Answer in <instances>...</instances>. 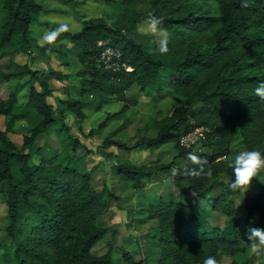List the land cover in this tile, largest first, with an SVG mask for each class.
I'll return each mask as SVG.
<instances>
[{
    "label": "trees",
    "instance_id": "obj_1",
    "mask_svg": "<svg viewBox=\"0 0 264 264\" xmlns=\"http://www.w3.org/2000/svg\"><path fill=\"white\" fill-rule=\"evenodd\" d=\"M106 2L111 11L104 17L84 20L78 31L59 38L77 51L80 97L89 98L96 111L120 105L89 135L142 101L155 106L166 92L182 99L169 115L146 123L156 131L155 137H142L131 146L110 138L102 143L104 149L128 153L174 147L176 154L166 165L115 166L118 177L134 190H143L153 175L165 173L178 191L176 201L158 197L136 213L151 224L148 236L156 243L157 264H204L208 257L216 264L223 257L231 264H264V255L255 263L249 256V219L238 215L234 197L240 193L229 186L234 178L228 167L236 141L241 151L264 155V101L254 95V88L264 82V0ZM42 13L45 9L34 0H0V62L10 61V67L0 66V86L21 82L8 87L5 98L0 96V206L5 209L0 214L1 258L3 264H114L112 241L102 256H95L93 249L109 231L116 235L115 230L99 227L98 221L109 201L116 203L119 197L106 186L96 191L83 164L61 162L68 149L76 153L83 148L71 137L65 120L71 115L83 121L85 102L58 99L61 108L56 111L47 102L55 92L49 81L64 82L68 74L13 61L18 53L31 58L33 45L41 55L49 52L48 45L39 46L30 34L31 24ZM144 21L156 22L155 28L166 35L164 45L138 43L126 34ZM106 46L121 53L115 71L99 64ZM134 88L137 95L130 99L127 93ZM29 118H35V124L18 147L9 135ZM199 129L203 132L197 149L179 147L182 136ZM190 153L206 162L205 173L210 174H185L186 167H196ZM180 160L183 166L177 167ZM189 195L193 198L187 201ZM244 207L264 227V186ZM121 255L127 264H146L122 249Z\"/></svg>",
    "mask_w": 264,
    "mask_h": 264
},
{
    "label": "rangeland",
    "instance_id": "obj_2",
    "mask_svg": "<svg viewBox=\"0 0 264 264\" xmlns=\"http://www.w3.org/2000/svg\"><path fill=\"white\" fill-rule=\"evenodd\" d=\"M34 1L46 11V13L38 15L36 22L30 26V34L36 43L44 34V31L55 29L61 23H68L69 33H74L80 29L82 21L104 17L107 12L111 11V7L106 0H88L84 4H80L81 0ZM126 34L138 43L154 42L160 46L166 43V35L147 21L141 22L136 29L128 31ZM32 50L33 56L31 58L18 53L14 56L13 61L19 65L27 64L32 69L44 72L52 69L64 71L68 74V79L64 82H58L54 79L49 81L50 86L55 88V92L50 96L51 98L47 99V102L52 104L56 111L61 108L56 102L58 98L66 99L70 97L85 102L83 109L85 118L83 121H79L71 115H67L65 120L70 129L71 137L80 143L83 148L76 150V153L68 149L61 157V162L65 164L76 160L78 163L83 164L91 172L92 185L96 191H101L103 186H106L119 197V201L116 203L113 200L109 201L108 209L98 221L99 227L115 230L116 235L112 237L109 231L104 241L93 249V254L95 256L104 255L107 250L106 243L112 241L115 247L113 253L114 264H127L122 258L121 249L130 253L136 261L143 260L146 264H157L158 251L156 243L148 236L151 224L145 223L144 217L136 213L140 208H144L146 202L158 197L166 201H176L178 191L173 185L171 175L165 173H156L144 185L143 190H134L129 182L118 177L115 166L166 165L171 157L176 154L174 147L172 144H167L158 149L139 148L128 153L115 147L104 149L102 143L106 138H110L121 144L131 146L142 137H155L156 131L148 126L146 127V123L150 124L153 119L169 115L173 108L182 104V99L166 92L163 94L166 95L164 99L155 106H147L140 100L142 102L138 107L127 111L121 119L110 118L105 129L97 131L96 134L91 136L89 135L90 130L94 129L108 114L116 113L120 105L112 103L104 106L100 111H96L89 98L80 97L79 79L76 75L81 66L77 61V51L73 46L68 47L60 44L58 47L51 48L46 55H41L34 45ZM0 66L10 67V61L4 59L0 62ZM12 83L11 86L5 84L0 86V96L2 98L7 96L8 87L21 84V82ZM35 87L40 90L37 84H35ZM137 92V88H134L127 93V97L133 99ZM35 121V118H29L27 121L19 122L15 127V132L9 135V139L20 147L22 137L35 124ZM233 150L236 151V154L241 151L238 141L233 144ZM235 155L231 159H234ZM182 166L183 161H178L177 167ZM229 180L224 179L225 182ZM263 186L264 172H261L259 179L253 180L252 186L246 193L239 192L240 195L234 197L239 217L254 221V225L260 228L264 227L258 226L257 215L254 212L248 215L244 206ZM192 198L193 196L189 195L187 201L192 200ZM238 204L240 205L238 206ZM4 211L3 205L0 206V214H3ZM263 255L264 250H261L259 255L254 254L251 250L249 252V256L254 263ZM0 264H3L1 253ZM221 264H231V260L223 257Z\"/></svg>",
    "mask_w": 264,
    "mask_h": 264
},
{
    "label": "clouds",
    "instance_id": "obj_3",
    "mask_svg": "<svg viewBox=\"0 0 264 264\" xmlns=\"http://www.w3.org/2000/svg\"><path fill=\"white\" fill-rule=\"evenodd\" d=\"M242 7H247V3L242 4ZM156 22H153L155 28ZM70 31L68 23H61L58 27L52 30L44 31V34L39 38L37 43L40 46L48 45L49 51L53 47H58L60 44L71 47V43L67 40H60V36ZM162 53L167 51V48H161ZM254 95L261 101H264V82H260L254 88ZM227 159V158H225ZM189 160L196 167L188 169L185 168V174L199 178L205 173L204 161H201L199 157L194 154H189ZM228 167L232 169L233 180L230 183V188L233 191H239L246 193L252 186L254 179H259L261 172H264V155L258 150H243L237 153L232 159ZM177 174V170L173 169V175ZM242 203V202H241ZM240 203V204H241ZM238 204V206L240 205ZM237 206V207H238ZM254 221H249V227L246 232L247 243L249 244L251 251L254 254H261V250H264V228L252 226ZM204 264H216V260L213 257L205 259Z\"/></svg>",
    "mask_w": 264,
    "mask_h": 264
},
{
    "label": "built area",
    "instance_id": "obj_4",
    "mask_svg": "<svg viewBox=\"0 0 264 264\" xmlns=\"http://www.w3.org/2000/svg\"><path fill=\"white\" fill-rule=\"evenodd\" d=\"M120 57L121 53L119 51L106 46L100 55L99 64L105 69L115 71L118 69ZM202 132L203 130L199 129L182 136L179 140V147L184 149H197Z\"/></svg>",
    "mask_w": 264,
    "mask_h": 264
},
{
    "label": "crops",
    "instance_id": "obj_5",
    "mask_svg": "<svg viewBox=\"0 0 264 264\" xmlns=\"http://www.w3.org/2000/svg\"><path fill=\"white\" fill-rule=\"evenodd\" d=\"M61 72V71H60ZM63 74H66L64 71L62 72ZM53 94V93H52ZM49 98H51V97H49ZM58 99H62V98H58ZM57 99V100H58ZM57 100H56V102H57ZM169 145V144H168ZM164 146H166V145H164ZM163 147V146H162ZM161 148V147H160ZM177 197H178V195H177Z\"/></svg>",
    "mask_w": 264,
    "mask_h": 264
}]
</instances>
